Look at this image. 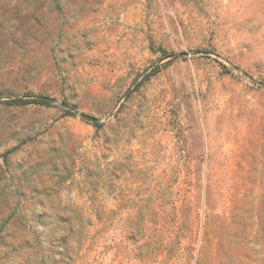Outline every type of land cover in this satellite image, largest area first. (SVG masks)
Wrapping results in <instances>:
<instances>
[{
	"label": "rangeland",
	"instance_id": "374dc122",
	"mask_svg": "<svg viewBox=\"0 0 264 264\" xmlns=\"http://www.w3.org/2000/svg\"><path fill=\"white\" fill-rule=\"evenodd\" d=\"M0 264H264V0H0Z\"/></svg>",
	"mask_w": 264,
	"mask_h": 264
},
{
	"label": "trees",
	"instance_id": "16d2710c",
	"mask_svg": "<svg viewBox=\"0 0 264 264\" xmlns=\"http://www.w3.org/2000/svg\"><path fill=\"white\" fill-rule=\"evenodd\" d=\"M165 53L166 51L163 50ZM163 53V54H164ZM9 102L11 103H38V104H49V100L46 97L43 96H35V97H18L10 99Z\"/></svg>",
	"mask_w": 264,
	"mask_h": 264
}]
</instances>
